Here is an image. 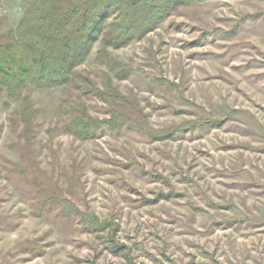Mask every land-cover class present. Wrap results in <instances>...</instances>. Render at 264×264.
I'll use <instances>...</instances> for the list:
<instances>
[{
    "label": "rangeland",
    "instance_id": "1",
    "mask_svg": "<svg viewBox=\"0 0 264 264\" xmlns=\"http://www.w3.org/2000/svg\"><path fill=\"white\" fill-rule=\"evenodd\" d=\"M23 2L0 0V43ZM100 49L81 69L115 91L84 100L122 131L66 132L64 89L0 100V264H264V0L174 6Z\"/></svg>",
    "mask_w": 264,
    "mask_h": 264
},
{
    "label": "trees",
    "instance_id": "2",
    "mask_svg": "<svg viewBox=\"0 0 264 264\" xmlns=\"http://www.w3.org/2000/svg\"><path fill=\"white\" fill-rule=\"evenodd\" d=\"M158 1L164 3L153 6L149 0H24L15 35L0 43V100H18L30 89H64L67 96L61 110L66 117V132L89 141L106 128L122 131L124 123L120 119L93 118L84 100L90 95L106 98L114 92L110 74L106 73L102 87L110 92H105L81 67L97 43H101V54L108 47H124L149 32L174 6L195 0ZM33 114L35 117L37 110H33L32 100L24 98L21 119L29 124ZM65 210L70 211L67 205ZM84 217L92 228L101 227L94 216Z\"/></svg>",
    "mask_w": 264,
    "mask_h": 264
}]
</instances>
